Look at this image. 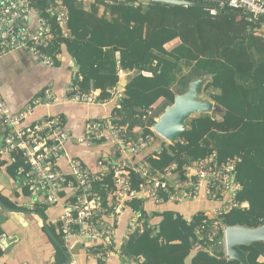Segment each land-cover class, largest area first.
Returning a JSON list of instances; mask_svg holds the SVG:
<instances>
[{
	"label": "trees",
	"instance_id": "16d2710c",
	"mask_svg": "<svg viewBox=\"0 0 264 264\" xmlns=\"http://www.w3.org/2000/svg\"><path fill=\"white\" fill-rule=\"evenodd\" d=\"M63 3L68 9L70 38H57L50 54L54 51L60 53L61 45L65 46L78 66L81 76L78 87L82 92H88L91 85L92 90L101 92L102 99L109 97L107 90L118 85L115 63L110 59L116 51L120 52L122 69L136 67L140 71L156 62L153 77L135 76L125 86V99L121 102V109L138 112L141 117L158 99L164 98V103L152 112V122L144 130L143 139L155 137L150 131L153 118L173 103L174 95L169 91L173 82L171 71L180 61L195 71L191 76H211L204 91L209 92L210 100L224 110L223 117L217 120L211 114L192 116L186 120L187 130L180 134L178 142L166 144L154 138L151 144L134 155L132 162H144L158 172L175 165V172L181 176L185 165L212 153L217 155L219 162L239 158L236 181L241 190L236 194V200L245 208L232 209L216 221L223 226L256 228L264 218V38L254 35L257 26L236 12L225 11L221 14L222 19L217 21L199 7L150 3L143 8L96 2L104 5L114 17L109 22L98 17L95 8L85 12L79 0H63ZM176 38L180 39V46L172 52L165 51L163 46ZM186 86L177 93L183 94ZM215 91L219 93L215 94ZM119 125H122L120 121ZM157 148L160 149L158 153L155 152ZM11 155L12 163L6 167V172L17 181L22 158L17 153ZM4 165L0 162V167ZM110 180L111 176L106 181ZM131 182L132 189H137L139 181L133 174ZM20 195L17 199L13 195L4 196L0 191V200L10 208L26 210L23 205L29 203L30 193L21 187ZM148 203L149 200H133L126 204V210L131 209L139 215L144 230L128 236L120 248L122 254L128 259L141 257L142 264H184L196 243L194 232L206 220L204 214H194L190 223L183 215L169 210L152 212L148 216L144 209ZM33 211L45 217L51 233L63 245L55 225L49 222L44 212L45 208L34 206ZM57 215L52 214V218ZM156 221L157 233L146 229L148 224ZM212 222L207 220L208 225ZM40 232L53 248L52 264L63 263L62 253L42 227ZM2 234L0 227V236ZM222 237V232L218 231L213 242L205 240L206 247L212 245V255L199 250L191 264H238L223 258L224 253L217 247ZM83 244V247L87 245ZM101 247L103 245H98L93 252L99 254ZM108 249L114 251L112 245ZM240 249L247 253L249 264H264V261H258L260 257L264 258V243L255 242ZM2 255L0 249V258Z\"/></svg>",
	"mask_w": 264,
	"mask_h": 264
},
{
	"label": "built area",
	"instance_id": "2783aa9c",
	"mask_svg": "<svg viewBox=\"0 0 264 264\" xmlns=\"http://www.w3.org/2000/svg\"><path fill=\"white\" fill-rule=\"evenodd\" d=\"M93 1L112 4L121 0ZM177 1L202 4L213 18L225 11L239 13L248 23L257 26L254 35L264 38V0ZM149 4L133 1L136 6ZM68 21V9L63 0H0V60L22 52L42 66L53 68L58 63L60 53L54 51L50 54V51L57 38H70ZM76 69L62 98L55 96L51 86H47L30 104L14 112L0 95V153L20 154L22 167L18 170L20 178L15 182L19 188L29 191L31 210L34 206L44 207L46 214L56 207L60 209V214L51 223L55 225L63 247L71 254L76 245L85 241H108L113 234L117 216L133 200H149L154 204L168 200L175 203L205 202L216 206L211 212L215 217L202 213L206 220L194 232V247L200 251L205 249L209 228L217 223V218L232 209L245 208L244 204L236 200V194L241 190L236 181V165L240 159L235 157L219 162L217 155L212 153L185 165L181 176L175 172V165L158 172L144 162L135 164L132 162L134 155L152 138H142L140 144L136 145L125 137L117 113L125 99L124 90L118 89L119 86L109 89V97L104 99H100L99 92L92 89L82 92L75 81L78 78ZM65 104H112L113 108L108 117L87 121L78 136H72L59 116L47 114L34 123H28L37 109ZM151 115L152 112L146 110L144 117ZM72 140L86 147L110 143L115 147V153L123 157L117 161L100 158L99 170L92 171L80 160L67 154V144ZM159 151V148L155 150L157 153ZM62 158L67 160V171L59 166L58 161ZM131 174L139 181L135 190L132 189ZM110 176L111 180L107 182ZM130 212L133 216L128 222L127 236L144 230L143 223L138 220L139 215L132 210ZM207 220L214 222L208 225ZM146 229L152 233L158 232V227L153 224H148ZM219 230L224 234L223 225ZM220 242H223V237ZM4 243L5 238L0 236V249L3 252L6 249ZM108 254L110 252L98 254L100 261H105ZM114 254L122 258L124 264L129 260L121 249Z\"/></svg>",
	"mask_w": 264,
	"mask_h": 264
},
{
	"label": "crops",
	"instance_id": "0c3cea01",
	"mask_svg": "<svg viewBox=\"0 0 264 264\" xmlns=\"http://www.w3.org/2000/svg\"><path fill=\"white\" fill-rule=\"evenodd\" d=\"M79 1L81 2L82 9L85 12H90L92 8H95L97 10L98 17L105 18L109 22L114 20V17H112V15L104 5L97 4L93 0ZM133 1L134 0H131L130 2L133 3ZM120 5H129V3H123ZM129 6L137 7L136 5ZM142 7L146 8L145 6ZM221 19V15L216 18L217 21ZM180 44V39L176 38L166 43L163 48L167 52H172L176 50L180 46ZM105 50L106 49H103L104 52ZM12 55L0 60V94L5 99L12 111H19L29 102L31 103L41 94L42 89L46 88L47 86H51L53 93L58 98H62L65 95L71 75L73 71H75L77 64L75 59L66 52V48L64 45L60 47V54L58 55V65L54 66L53 68H46L42 66L40 63L34 61V59H32L26 53L18 52ZM110 59L115 63V71L117 72L118 76V85H116V87L120 86L121 82L127 85L138 74H141V76L146 78H151L153 77V69L155 70L156 68V62H153L152 64H150L149 68L147 67V69L143 70L140 69V71L136 67H134L133 69H122L119 65V51H116L114 54H112ZM10 63L18 64V76L17 78H15L18 80H10L7 75V73L9 72V68L6 67V65L8 66ZM76 72L78 78H76L75 81L77 86H79L78 83L81 81V76L78 66ZM193 73H195V71L192 70V67L186 65L183 61H180L177 67L172 69L171 76L173 78V82L169 87V91L173 93L174 97L179 95L177 92L183 90V87L186 84L187 90L189 83L196 78L201 77L203 79H206L207 84L211 82V76H191ZM15 84L19 86V92L14 91L13 86ZM90 91L91 85L88 92ZM95 91L99 92L100 96L101 92L98 90ZM204 93L206 92L204 91ZM218 93V91H215V94ZM100 99H102L101 96ZM164 101V98L158 99L156 103L152 105L148 110H150L151 112L155 111L162 103H164ZM112 108V104H109L107 106L65 104L54 106L49 109L40 108L33 113L32 117L28 120V123H34L47 114L52 116H59L63 119L65 128L72 134V136H78L82 133L87 121L108 117L112 113ZM220 109V116L215 115L217 120H220L225 113L222 108ZM139 114L140 113L138 112L135 113L133 111L125 109H121L120 114H118L125 137L136 145L140 144L139 140H142L144 130L147 129L149 123L152 122L151 117H140ZM154 138H156L157 140L161 139L158 138V136H155ZM154 138H152L150 142L147 141L145 146H141L139 148V151L143 150L144 148H146V146L151 144ZM66 151L70 157L81 160L92 171L99 170L98 160L100 158H110V160L117 161L123 157L122 155H120V153H115V147L110 143H101L93 147H86L84 145L76 144L74 143V140H72V142L67 144ZM11 158L12 155L10 153H0V162L5 163L4 166L0 167V191L4 196L6 195L11 197L13 195L15 198L19 199L21 196L19 185L17 182L12 180V178L9 177L6 172V167L12 163ZM58 162L60 168L63 171H67V160L65 158H62ZM23 206H29V208L26 210L32 209V206L29 203ZM215 207L216 206L210 205L205 202L175 203L168 200L160 204H154L152 201H149L144 209L147 211L148 216L151 215L152 212L161 213L164 210L173 211L175 213L183 215L187 219L188 223H190L192 216L196 213H209L210 217H215L211 213L212 210L215 209ZM130 210L131 209L126 210L125 208L121 212V214L117 216L116 222L114 223L113 234L108 241L107 239L88 240L83 242L87 243V245H85L84 247L83 243L80 245H76L72 253H69L71 258L70 264H100L98 263L100 262L99 255L93 252L97 249L98 245H103V247H101V250L99 251V254L110 252L108 249L109 245H112L114 247V251L112 253L110 252V254L105 257L106 260L103 262L101 261V263L124 264L122 258L116 256L114 252L118 251L124 241H126V239L128 238L125 232L127 230L128 222L133 216ZM56 213L60 214V209H58L57 207L55 209L47 211L46 216L48 220H50L49 222L53 221L56 216L52 218V214ZM12 221L16 222V226H14L16 234L8 236L2 235L5 238L4 245L6 246V249L4 250L2 257L0 258V264H52L54 260V251L52 246L40 232L41 221L37 217L32 215L10 214L0 210L1 228L10 225ZM218 223L219 222L217 221V223H214V226H210L208 232L209 239L207 242H213L217 232L220 231L219 228L221 229L222 225H218ZM153 224L157 226L158 221L154 222ZM107 242H110V244H106ZM222 243L223 242H218L217 247L220 248L224 253L223 258L229 261L226 257L225 249L223 248V246L220 247ZM204 248L205 249L201 251L212 255V245H209L207 247L205 245ZM81 249L84 250V253ZM198 252H200L199 249L194 247L190 251L188 257L185 259L184 264H191L192 258ZM258 261L263 262L264 258L260 257ZM142 263L143 258L141 257H139L138 259H129L126 262V264Z\"/></svg>",
	"mask_w": 264,
	"mask_h": 264
},
{
	"label": "water",
	"instance_id": "95a60500",
	"mask_svg": "<svg viewBox=\"0 0 264 264\" xmlns=\"http://www.w3.org/2000/svg\"><path fill=\"white\" fill-rule=\"evenodd\" d=\"M131 0H121L118 4L129 3L133 5ZM144 1L153 4H162L175 7H199L203 8L202 4L196 2H187V1H177V0H136ZM207 80L201 77L192 80L187 90L183 94H179L174 97L173 103L171 106L167 107L162 113L163 114L167 109L175 106L174 110L168 113L159 123L154 122L151 126L153 128V133L158 136V138L168 140L167 142L176 143L179 141L180 134L187 130L186 120L194 115L199 114H220L221 107L218 106L213 101H205L203 97L204 88L206 86ZM125 84L121 82V85L118 89L124 90ZM193 86V87H192ZM158 116V117H159ZM28 201H31V198L28 197ZM0 210L10 213V214H20V215H32L37 217L41 221V227L43 228L46 236L52 242V244L57 247V249L62 253L65 261L61 264H70L71 258L68 251L63 247V245L56 239V237L51 233L48 223L44 216L34 212L33 210H22L15 209L6 206L0 200ZM255 242L264 243V218L256 228H249L247 226H225L223 234V243L220 247L223 246L225 249L226 257L230 262H238L239 264H249L247 261V253L240 249L241 246H248ZM125 263V261L123 260Z\"/></svg>",
	"mask_w": 264,
	"mask_h": 264
},
{
	"label": "rangeland",
	"instance_id": "374dc122",
	"mask_svg": "<svg viewBox=\"0 0 264 264\" xmlns=\"http://www.w3.org/2000/svg\"><path fill=\"white\" fill-rule=\"evenodd\" d=\"M13 56V55H12ZM15 57V56H14ZM6 67H8L9 68V72L7 73V75H8V77H9V79L10 80H18V79H15V78H17V76H18V71H19V69H18V64L17 63H15V64H12V63H10L8 66L6 65ZM13 89H14V91H20V88H19V86L17 85V84H15L14 86H13ZM209 93V92H208ZM208 93H204L203 94V99L205 100V101H212V100H210V98L208 97ZM214 115H218V116H220L219 114H214ZM195 116V115H194ZM158 118V117H157ZM153 122H155L154 120H153ZM150 131L151 132H153L152 131V129L150 128ZM155 136H157L156 134H154ZM161 142H164V143H166V144H170V142H166V141H164V140H162V139H159ZM24 208L25 209H28L29 208V206H24ZM14 226H16V222H14V221H12V223L10 224V225H8V226H4L3 228H2V232H3V236H8V235H12V234H16V232H15V229H14Z\"/></svg>",
	"mask_w": 264,
	"mask_h": 264
},
{
	"label": "bare ground",
	"instance_id": "6f19581e",
	"mask_svg": "<svg viewBox=\"0 0 264 264\" xmlns=\"http://www.w3.org/2000/svg\"><path fill=\"white\" fill-rule=\"evenodd\" d=\"M193 87V86H192ZM175 106H177V103L176 105L172 106L171 108L167 109L163 114H161L157 120H156V123H159L168 113H170L172 110H174ZM152 130L154 131V129L152 128ZM163 140V139H162ZM166 142L168 140H165Z\"/></svg>",
	"mask_w": 264,
	"mask_h": 264
}]
</instances>
